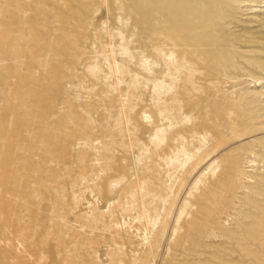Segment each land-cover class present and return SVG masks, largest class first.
Masks as SVG:
<instances>
[{"label":"rangeland","instance_id":"1","mask_svg":"<svg viewBox=\"0 0 264 264\" xmlns=\"http://www.w3.org/2000/svg\"><path fill=\"white\" fill-rule=\"evenodd\" d=\"M198 2L0 0V264H264V24Z\"/></svg>","mask_w":264,"mask_h":264},{"label":"bare ground","instance_id":"2","mask_svg":"<svg viewBox=\"0 0 264 264\" xmlns=\"http://www.w3.org/2000/svg\"><path fill=\"white\" fill-rule=\"evenodd\" d=\"M181 1L184 2L186 0H181ZM235 2H240V3L242 2V5H244V6H251L250 8H254L253 9L254 12L260 11L254 17L258 23L264 24V0H237V1L236 0H199V2L197 3V6L195 8V10H197V12H198V14L195 18H197L201 21V25L203 28H213L216 31H221L222 30L221 26L225 23L224 20L228 16L233 14L232 13L233 12V4ZM201 6L202 7L208 6L209 11L207 10V12L206 11L201 12L200 11L202 8ZM258 8H260V10ZM193 10H194V8H193ZM193 10L189 6H187L185 8V11L188 13H192ZM176 32H179V31H176ZM153 33L163 34L161 32V30H159V29H154ZM199 39H200L199 37H196V43L194 44L198 47H201V46L203 47L204 45L210 46V45H222L223 44V42L219 38L215 39L214 43H212L208 40L201 42V40H199ZM154 42H155V44L153 46L162 47V50L170 49L169 47L176 46V45L180 44L179 41H177V40L171 39V41H170L167 38L166 39L157 38L154 40ZM174 42H176V43H174ZM183 44H189V43L183 42ZM189 45H191V44H189ZM197 53L200 55L206 54V52H200L196 49H192L190 56H188L186 54H183V55L180 54L178 56V59L179 60L182 59L181 56L196 57L195 54H197ZM211 60H213V58ZM254 80L256 82H258L260 80V78L250 77V81L253 82ZM256 93H259V96L263 97V99H264V93L263 92L257 91ZM231 114H230V116H231ZM233 129H234V127L232 128V130ZM242 135H243V132H241L239 130L233 131L232 138H239ZM261 142H262V145L264 146V142L263 141H261ZM221 144H222L221 141H215V146H219ZM249 152L252 153L253 150H249ZM246 161H247V163H249V166H251V167L257 166V164H256L257 161L250 159V157L246 158ZM242 175H243V178H247L250 180H252L253 178H258L260 180L263 177V174H258V175L252 174L251 175V174H248L244 170H243Z\"/></svg>","mask_w":264,"mask_h":264}]
</instances>
